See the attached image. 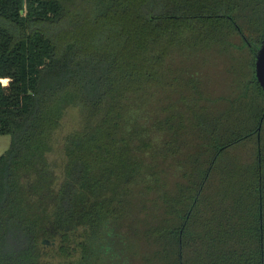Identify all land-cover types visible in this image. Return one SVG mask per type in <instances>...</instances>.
Segmentation results:
<instances>
[{
	"label": "trees",
	"instance_id": "obj_1",
	"mask_svg": "<svg viewBox=\"0 0 264 264\" xmlns=\"http://www.w3.org/2000/svg\"><path fill=\"white\" fill-rule=\"evenodd\" d=\"M263 36L264 0H0V264H264Z\"/></svg>",
	"mask_w": 264,
	"mask_h": 264
},
{
	"label": "rangeland",
	"instance_id": "obj_2",
	"mask_svg": "<svg viewBox=\"0 0 264 264\" xmlns=\"http://www.w3.org/2000/svg\"><path fill=\"white\" fill-rule=\"evenodd\" d=\"M214 66H218V69L221 68V62L219 61ZM212 69V67H211ZM215 75V74H214ZM211 80V88L215 87V82L222 85L227 81V78L225 76L221 77L218 75L215 76H209ZM208 77V80H209ZM223 81V83H222ZM219 88L216 89H220ZM78 125V110L76 107H68L64 110L62 117L60 119V125L58 129L54 132L52 143H51V150L47 154V158L49 162L53 165L54 172L56 174V177H59V173L61 170L62 162H63V155L61 151V142L63 136L69 132L70 130L76 128ZM259 137V133H258ZM9 144V135L8 134H0V154H2L5 149L7 148ZM237 238L236 236H233L232 239ZM55 260V259H53Z\"/></svg>",
	"mask_w": 264,
	"mask_h": 264
},
{
	"label": "water",
	"instance_id": "obj_3",
	"mask_svg": "<svg viewBox=\"0 0 264 264\" xmlns=\"http://www.w3.org/2000/svg\"><path fill=\"white\" fill-rule=\"evenodd\" d=\"M253 73L255 81L257 82L261 91L264 93V36L261 38L259 46L254 53ZM262 116L263 115L260 116L258 125L256 127V141L258 140V132Z\"/></svg>",
	"mask_w": 264,
	"mask_h": 264
},
{
	"label": "built area",
	"instance_id": "obj_4",
	"mask_svg": "<svg viewBox=\"0 0 264 264\" xmlns=\"http://www.w3.org/2000/svg\"><path fill=\"white\" fill-rule=\"evenodd\" d=\"M3 79L0 77V82L2 81Z\"/></svg>",
	"mask_w": 264,
	"mask_h": 264
}]
</instances>
